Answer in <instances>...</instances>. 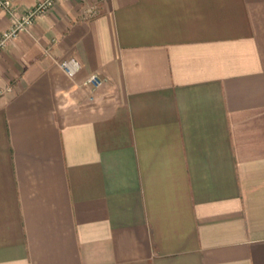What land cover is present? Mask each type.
I'll return each instance as SVG.
<instances>
[{"label": "crops", "instance_id": "1", "mask_svg": "<svg viewBox=\"0 0 264 264\" xmlns=\"http://www.w3.org/2000/svg\"><path fill=\"white\" fill-rule=\"evenodd\" d=\"M0 264H264V0H56L8 39Z\"/></svg>", "mask_w": 264, "mask_h": 264}, {"label": "built area", "instance_id": "2", "mask_svg": "<svg viewBox=\"0 0 264 264\" xmlns=\"http://www.w3.org/2000/svg\"><path fill=\"white\" fill-rule=\"evenodd\" d=\"M56 0H36L33 6L18 13L15 6L11 5L9 0H0V8L12 15L13 22L11 26L2 30L0 34V48L8 39L15 37L20 31L28 29L36 16L46 12ZM58 68L67 76L73 77L80 69L81 63L75 56H67L56 61ZM104 82V78L98 72H90L84 83L90 84L93 88L100 86Z\"/></svg>", "mask_w": 264, "mask_h": 264}]
</instances>
